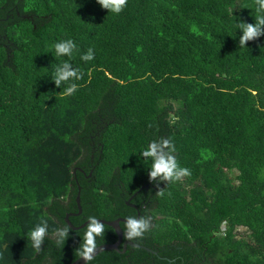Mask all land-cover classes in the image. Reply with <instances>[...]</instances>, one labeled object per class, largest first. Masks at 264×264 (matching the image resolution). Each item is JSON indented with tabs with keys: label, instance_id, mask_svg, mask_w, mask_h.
Instances as JSON below:
<instances>
[{
	"label": "trees",
	"instance_id": "1",
	"mask_svg": "<svg viewBox=\"0 0 264 264\" xmlns=\"http://www.w3.org/2000/svg\"><path fill=\"white\" fill-rule=\"evenodd\" d=\"M254 7L128 0L116 15L97 0H0V264L77 259L92 220L74 229L68 214L75 226L151 217L142 246L123 250L121 221L120 250L85 264H264V36L240 47L237 27ZM64 39L71 58L55 56ZM65 60L84 74L68 97L52 80ZM161 138L189 176L150 178L142 152ZM96 221V246L118 239Z\"/></svg>",
	"mask_w": 264,
	"mask_h": 264
},
{
	"label": "clouds",
	"instance_id": "2",
	"mask_svg": "<svg viewBox=\"0 0 264 264\" xmlns=\"http://www.w3.org/2000/svg\"><path fill=\"white\" fill-rule=\"evenodd\" d=\"M103 9L108 10L109 13L119 15L127 6L128 0H97ZM255 23H248L240 21L237 25L238 29L242 31L239 38L240 47H246L249 41H254L261 36H264V0H253ZM55 56H67L71 58L77 45L72 39H64L54 44ZM84 61L94 59V50L89 48L85 55L81 56ZM83 72L79 68H74L70 60H65L55 67L52 80L57 88H61L62 96L68 97L78 91L79 85L75 81L83 78ZM164 149H169L165 152ZM175 146L171 139L161 138L159 141L151 142L147 149L142 152L145 159L151 158V171L150 178L154 181L157 177L168 181H180L185 176L191 174L190 169L181 167L175 155ZM162 194V191L157 193ZM124 218V217H123ZM88 226L85 235L84 243L82 245L83 251L76 250V255L83 257L85 260L90 261L93 258V253L96 250V236H100L104 232V224L98 223L95 218ZM151 227V217L143 216L137 218L136 216H129L126 218L125 223V239L134 240L142 237L143 234ZM48 234L47 220H41L28 234L31 241V246L37 251H41L44 239ZM67 227L63 231L60 229L55 230V235H58L57 244H63L67 238ZM2 255V254H0Z\"/></svg>",
	"mask_w": 264,
	"mask_h": 264
},
{
	"label": "water",
	"instance_id": "3",
	"mask_svg": "<svg viewBox=\"0 0 264 264\" xmlns=\"http://www.w3.org/2000/svg\"><path fill=\"white\" fill-rule=\"evenodd\" d=\"M76 200H77V204H78V207H79V213L81 212V204H80V187H79V191L76 195ZM69 215L68 214L66 216V219L69 221V224L74 228V229H78L82 226H84L87 222H89L90 220L92 219H89L87 220L86 222H84L82 225H79V226H75L71 223V221L69 220ZM96 220L100 221V222H103V223H106L110 226H112L117 235H118V239L115 241V242H111V243H104V244H100V245H97L96 246V250L95 252L93 253V257L95 255H97L99 252L103 251V250H107V249H115V250H120L119 249V245L121 244V242L123 241V229L120 225V222L121 221H126V218H123V217H118L116 219H113V220H105V219H99L97 218ZM134 245V246H142L140 244H137L135 242H133L132 240H125L123 242V250L126 249L127 245ZM87 262V260H85L82 256L81 257H78L77 259H75L74 261L68 263V264H85Z\"/></svg>",
	"mask_w": 264,
	"mask_h": 264
},
{
	"label": "rangeland",
	"instance_id": "4",
	"mask_svg": "<svg viewBox=\"0 0 264 264\" xmlns=\"http://www.w3.org/2000/svg\"><path fill=\"white\" fill-rule=\"evenodd\" d=\"M237 172L235 171L234 172V174H236ZM244 230V228L243 227H238V229H237V231H239V234L241 235V233L240 232H242Z\"/></svg>",
	"mask_w": 264,
	"mask_h": 264
},
{
	"label": "flooded vegetation",
	"instance_id": "5",
	"mask_svg": "<svg viewBox=\"0 0 264 264\" xmlns=\"http://www.w3.org/2000/svg\"><path fill=\"white\" fill-rule=\"evenodd\" d=\"M78 209H79V208H78ZM81 212H82V208H81ZM81 212H80V213H81ZM77 213H79V210H78ZM115 219H116V218H115ZM88 220H89V219H88ZM112 220H113V219H112ZM86 221H87V220H86ZM120 225H121V224H120ZM121 227H122V226H121ZM122 229H123V227H122ZM114 230H115V229H114ZM123 232H124V229H123ZM125 240H127V239H125ZM125 240H124V241H125ZM124 241H123V242H124ZM114 242H115V241H114Z\"/></svg>",
	"mask_w": 264,
	"mask_h": 264
}]
</instances>
